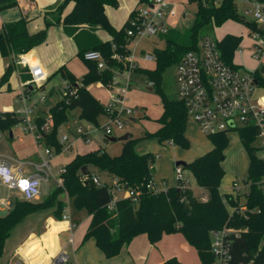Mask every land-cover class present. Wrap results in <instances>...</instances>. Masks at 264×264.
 <instances>
[{"label":"trees","instance_id":"1","mask_svg":"<svg viewBox=\"0 0 264 264\" xmlns=\"http://www.w3.org/2000/svg\"><path fill=\"white\" fill-rule=\"evenodd\" d=\"M149 0H140L144 4ZM264 3V0H256ZM196 3L197 10L193 26L184 34L169 31L164 36L166 47L154 49L156 62L154 70L137 68L134 72L146 76L153 82V89L161 94L163 113L158 119L160 128L155 133H147L143 138H157L161 143H172L185 149L190 147L186 137L188 124L187 111L180 101L171 100L161 92L163 72L172 65L178 64L183 56L196 50L204 37L202 31L208 27H221L228 21L244 24L251 32H264L253 20L241 15L237 0H189ZM72 10L63 14L69 4ZM16 0H0V11L17 6ZM139 4V5H140ZM118 6V0H64L58 6L59 18L57 25H62L65 33L72 37L78 49V57L88 67V73L78 79L63 66L58 74L65 78L68 84L78 89V97L67 104L63 98L50 108L53 118V128L45 135V145L61 151L58 140L59 128L70 120L74 112L81 120L98 124L104 114L102 105L89 91V86L104 82L110 83L115 73L128 69L126 58L130 55L127 30L130 23L121 29H115L106 15V7ZM133 12L131 18L135 16ZM29 21L20 19L0 28V54L10 58L6 74L0 80V88L8 83L10 76L17 70L15 59L29 53L35 47L45 43L47 30L55 23L46 21V28L31 34L28 30ZM101 28L111 35L112 40L102 41L97 35ZM242 37L226 35L220 41L224 59L233 64L235 51L239 48ZM89 51L101 53L107 67L98 68L96 62L86 61L84 55ZM234 65V64H233ZM24 79H30L26 70L21 71ZM264 65L254 72L260 87L264 88ZM43 87V86H42ZM41 87V88H42ZM46 118L39 122L41 127ZM19 123L14 114L0 115V131L10 132ZM259 129L256 127L242 129L240 140L250 159L248 175L244 184L250 186L244 204H239L233 195H226V203L221 195V183L225 177L223 162L225 151L229 146V133L210 136L213 148L208 153L191 163H185L183 170L193 175L197 185L204 190L208 198L197 196L193 189L179 186L168 187L166 191L153 192L147 188L154 181V163L157 159L152 153L139 154L135 150L138 139L123 142L124 148L120 155L110 156L104 149H98L84 155H76L67 164L61 175L63 185L58 186L50 196L43 201H15L13 208L0 216V260L3 257L8 238L13 231L27 218L46 213L58 221L65 220L68 204L66 199H72L77 210H85L91 216V222L84 240L94 239L97 247L107 258L118 256L122 249L129 245L137 236L146 234L154 246L165 235L180 233L198 253L202 264H211L215 258L211 251V233L225 227L242 229L243 233L230 238V255L226 264H264V159L259 156L256 147ZM90 167L106 173L113 179H119L129 189L138 194V201L120 199L113 210L109 209L111 194L108 183L97 186L91 179ZM87 172V174H85ZM229 207L233 211H229ZM163 264H182L177 258H171Z\"/></svg>","mask_w":264,"mask_h":264},{"label":"built area","instance_id":"2","mask_svg":"<svg viewBox=\"0 0 264 264\" xmlns=\"http://www.w3.org/2000/svg\"><path fill=\"white\" fill-rule=\"evenodd\" d=\"M16 1L21 2L22 0ZM135 12L127 30L129 46L137 39L167 35L170 31L168 21L176 17L175 7L170 0H149L139 6ZM250 14L253 21L264 28V3L255 0L252 8L246 12L247 16ZM250 37L254 42V56L260 61L264 53V32H251ZM84 58L86 61L96 62L100 70L107 67L104 57L99 52L89 51L84 55ZM145 58L151 59L150 56ZM135 59L136 57L130 49V55L126 58L127 70L116 72L113 80L108 84L95 83L97 88L108 90L110 94V99L104 105V114L102 115L105 120L93 124L76 117L77 119L75 118L74 121L71 120L63 124L58 132V140L62 147L61 151L57 152L56 148L45 145V135L52 132L54 125L50 113L48 112L44 125L39 127L35 123L37 108L46 103L47 96L43 95L38 102L29 104L31 94L35 91L34 87L36 86V89L40 90L46 82L45 74L39 66L33 65L26 58V54L16 58V66L27 68L31 75V79L21 85L22 96L19 99L21 105L13 112L19 120L17 129L21 130L22 134L31 136L37 146L44 145L45 151L44 153L40 152L41 161L38 163L20 161L13 156L0 154V208L10 211L17 200L38 201L43 185L48 183L52 177L56 178L51 166L54 155L73 150L74 145L80 141L86 145L98 141L99 139H93L95 133L104 132L105 140L124 135L122 132L132 124L136 115V110L129 105L128 97L132 74L139 68ZM120 76L124 78V82H119ZM255 81L254 72L246 71L226 62L220 48V41L209 36H204L200 40L198 48L187 52L177 64L178 101L184 104L188 120H192L208 137L256 127L260 131L256 147L259 156L264 159V105L255 103V93L259 87ZM146 85L152 88L154 84L146 80ZM77 97L78 89L67 83L63 89L62 99L64 98L69 104L71 99ZM72 121L74 126L71 125ZM64 171L65 169L62 168L59 172L58 186L63 185L61 175ZM91 179L99 187L107 184V181L101 180L95 174ZM22 182H27L26 186L22 187ZM108 185L112 196L109 204L110 210L115 208L120 199L128 198L134 202L138 201V194L135 190L129 189L119 179H113ZM179 185L183 188H191L190 180L185 176L181 166L176 167V186ZM240 187V182L234 183L235 194L233 196L235 200L239 196ZM3 188L9 192H18L21 199H13L10 195L4 197ZM147 188L153 192L167 190V187L164 190H159L154 181H150ZM262 189L264 191V181ZM203 199L207 198L203 197ZM242 233V229L235 227H225L222 230L213 231L211 233V251L215 260L211 264H226L230 255V238L238 237ZM69 242L72 243V238L69 239ZM68 262L69 257L65 250H62L52 264H68Z\"/></svg>","mask_w":264,"mask_h":264},{"label":"rangeland","instance_id":"3","mask_svg":"<svg viewBox=\"0 0 264 264\" xmlns=\"http://www.w3.org/2000/svg\"><path fill=\"white\" fill-rule=\"evenodd\" d=\"M130 1L131 0H118L117 7H110L116 13L118 12V10H120L119 14L117 13L118 19L123 18V14H125V8L127 7ZM245 1L246 0L237 1L239 12L243 16H245L244 10L247 8V4L244 3ZM172 2L174 4V7L177 8V13L175 18H171L168 21L170 31L184 34L194 24L197 5L196 3L189 2V0H172ZM17 8L18 7L15 6L9 9L15 10ZM66 10L67 9H65V11ZM33 16V25L37 27V24H43V29L46 28L47 20H52V22L55 23V26H57L56 21L59 18L57 10L48 16L49 19H44V16L41 15V12L37 11L33 13ZM246 17L249 20L253 19L251 14ZM131 19L132 18H130L129 15L128 19L123 22V26L127 24V22L130 23ZM202 34L203 36H209L214 39L216 38L219 41H221L226 35L229 34L235 36H242L243 41H245L242 47L246 50L250 48L249 34H251V30L244 24L235 21H228L221 27L205 28L202 31ZM166 39L167 38L161 39L160 37H145L131 42L130 49L132 50L133 55L136 57V64L140 66L141 69L147 68L149 70H154L156 68V62L154 60L146 62L142 58L147 54L153 55L155 48L164 49L166 47ZM5 59H7V67L4 75L6 74L8 66L11 63L10 58ZM73 62L75 68L78 71L85 70L84 62L80 57H76ZM240 63L243 64L242 62ZM245 64L246 68L250 69L253 68L255 62L252 59L248 58V61H246ZM176 70L177 64L167 68L162 74L161 92L171 100H178ZM16 79V75L13 72L8 81V83H11L12 88H15V81H17ZM146 79V76L141 73L134 72L132 74V83L128 96L130 98L131 105L130 103L129 105L135 110L139 109L140 111L136 112V122H132V124L126 130H124L122 134L130 133L133 139L139 140L135 145V150L139 154H147L151 152L154 156L159 157V160H156L154 163V179L161 180L162 178H165L166 180H168L170 185H174V181L176 180V163H190L195 159H198L201 155L208 152L211 148L210 138L202 134L199 128L192 120H188V130L191 135L188 138L190 142V147L187 149L178 145L162 146L156 138L144 139L143 137L147 133L152 134L158 130L160 125L158 119L161 117L162 112L161 94L157 92V89H153L152 91L148 90V86L144 83ZM118 80L120 83L124 82V78L121 76ZM6 84L7 83L3 84L0 88V115L8 112V110H12L13 108H15L17 100L20 99L22 96L21 90L17 89V91H10L8 89V84ZM65 86V81L59 75H54L52 79L47 83L44 91L38 90L32 93L29 104L38 102V100L43 95L47 96L48 92L51 91L52 88H54L56 91H62ZM102 90V88H97L95 85L91 86L90 88V91L95 97L100 98L101 95L102 98L105 99V95ZM259 91L260 89L257 88L255 94H258ZM49 101L50 103L54 102L53 99H49ZM17 126L18 124L15 127H12V131L10 132L12 138L10 137L9 131H0V154L14 156L20 161H30L37 163L40 162V152L44 153L45 146H37L33 138L31 136L22 134L21 130L17 129ZM13 136L15 137L14 139ZM228 137L229 146L225 151L226 159L223 163V169L226 174L221 183V187L223 188V191H225V193L229 192V190L231 189L233 182L232 180L234 178L237 177V181H242L244 177L246 178V173H248L247 162L245 163L243 157L241 156V142L239 138V132H231L228 134ZM94 138L99 140L93 142L91 144L92 146H84V144H82L83 142L80 141L74 145L73 150L54 155L51 161V166L53 168V172L56 178L52 177L48 183L43 185L42 194L38 202L45 200L48 196H50V194L54 192V190L58 187L57 179L59 178L58 175L60 170H62L63 167L69 164L75 158L76 155L87 154L91 152L92 149L98 148L99 146H101L110 156H118L123 151L124 143L119 141L111 142L108 139L105 140L106 137L104 132L95 133L93 139ZM205 146L210 147L209 149L207 148V151L205 149V151H201L202 147ZM243 153L246 155V159H248V154L246 151H244V148ZM90 172L91 174H99L104 178L106 177V173L100 172L94 167H90ZM201 191L202 190H198V193L196 192V195L200 196L202 194ZM2 193L4 197L10 195L11 197H13V199H21L19 193L16 191L9 192L6 188H3ZM66 202L68 204L67 212L70 213L71 217L76 222H78L80 226H84L88 220V213L85 210H77L74 207L72 199L68 198L66 199ZM229 211L232 210L229 208ZM8 212V210H3V208H0L1 217L5 216ZM44 214L42 213V215ZM39 216L40 214H35L27 218L13 231L10 238H8L6 242V249L2 260L8 259L10 247L15 242H17V240L25 239V236H27L25 234L31 231L34 228V225H40V220H38V222L31 220V218L34 217L36 219ZM181 237L182 235H180L179 233L168 235L167 238L162 240L159 245V248L153 249L146 235L137 236L128 248L132 260L131 264H156L154 262V258H152V256L155 254L161 256L163 252L181 253L183 251V242L181 240ZM192 251V255H195V257L193 260L192 257H190V263L202 264L197 252L195 250Z\"/></svg>","mask_w":264,"mask_h":264},{"label":"crops","instance_id":"4","mask_svg":"<svg viewBox=\"0 0 264 264\" xmlns=\"http://www.w3.org/2000/svg\"><path fill=\"white\" fill-rule=\"evenodd\" d=\"M170 1L172 2V0H170ZM254 1L255 0H246L244 2L247 4V8L244 10L245 11V13H244L245 17L247 16L246 12L252 8V4ZM63 2H64V0H22L21 2H18V4H17L18 8L17 9H15V10L9 9L6 11H4V10L0 11V28L5 24H11V23H14L20 19L26 18L29 21V23H28L29 32L31 34L39 32L40 30H43V24L42 25L37 24V27L33 25L34 24V21L32 20L34 17L33 13L35 11L41 12V15L44 16V19H49L48 16L50 14L54 13L57 10L58 6L61 5ZM139 4H140V0H131L128 3L127 7L125 8V11H124L125 14H123L124 16L121 19L120 18L118 19V17H117V13L119 14L120 10H118V12L116 13L112 10V8H110L111 6H107L105 12H106L107 18H108L109 22L111 23V25L117 30L123 29L127 25V24H125L123 26V22L128 19L129 15L131 18L132 13L135 12L139 6H141V4L140 5ZM72 8H73V4L71 3L67 6V8H66L67 10L64 12L63 17H64V15L69 13L72 10ZM176 9L177 8L175 7V11H176ZM176 13H177V11H176ZM251 20H253V19H251ZM48 21L52 22V20H48ZM127 23H129V22H127ZM97 35L99 36V38L102 41L112 40L111 35L101 28H99L97 30ZM239 37H242V36H239ZM160 38L162 39V38H164V36H161ZM249 38H250L249 39L250 40V44H249L250 48L246 50L242 47L244 42H245V41H243V37H242V42H241L239 48L235 51L233 64L237 67H241L242 69H244L246 71L255 72L257 69H259L261 67V65H264V53L261 56V60L260 61L257 60L254 56V51H255L254 50V42L251 39L250 34H249ZM129 48H130V46H129ZM144 54H145V52H144ZM147 56H150L151 59L147 60L145 58ZM76 57H78V49H77V46L75 44V41L73 40L72 37L68 36L65 33L62 25H57V26L53 25V26L49 27L47 30V39H46L45 43H43L40 46L35 47L33 50H31L29 53L26 54V58L33 65L39 66L43 70V73L45 74L44 79H46L45 80L46 82L43 84V87L40 89V91H44L47 83L52 79V77L54 75H59L58 71L63 66H66V68L78 79V81L82 80V78L88 73L89 70H88V67L86 66V64L84 63L85 70L84 71H78L75 68L74 62H73ZM248 58L252 59L255 62L253 68H250V69L246 68L245 62L248 61ZM142 59L146 62H150L152 60L155 61L154 56L151 54H147V55L143 56ZM239 61L242 62L243 64H241ZM6 67H7V59L3 58L2 55L0 54V79L2 78V76L5 73ZM139 68H140V66H139ZM142 69H147V68H142ZM22 70H26V72L28 73V75L31 79V75H30L27 68H23L20 66L17 67V70L14 72L16 75V78H17L16 79L17 81H15V88H12L10 82L7 83L8 89L10 91H17V89L22 91L21 85L30 80V79L26 80L23 78V73L21 72ZM147 70H149V69H147ZM59 76L65 81L66 84L68 83L65 78H63L61 75H59ZM263 76H264V74H263ZM144 83L146 84V80ZM93 85H95V84H93ZM93 85H91V86H93ZM91 86H89V88H88L89 91H90ZM150 88L151 87L148 86V90H150ZM258 88L260 89V91L258 94L255 95V103L257 105H264V103L261 102L262 100H264V88H262L260 86ZM151 89L153 90V88H151ZM34 90L38 91V89H36V86L34 87ZM102 91L104 92L105 99H103L101 95H100V98L95 97V96L94 97L97 98L102 105H105L106 103H108V101L110 99V94H109L108 90L106 91L105 89H103ZM62 92H63V90L62 91H56L54 88H52L51 91L48 92L46 103L38 106L37 111L35 113V123L37 125L39 124L40 121H42V119H45L48 116V112L50 111V108L62 99ZM91 94H92V92H91ZM31 96H32V94H31ZM128 96H129V94H128ZM48 97H49V99H53L54 102L50 103ZM129 103L131 105L130 98H129ZM20 105L21 104L19 103V99H18L16 102V107L13 108L12 110H8V112H6V113H10V114L12 113L13 114V112L16 109H18L20 107ZM136 110H137L136 112L140 111L139 109H136ZM162 113H163V108H162L161 115H162ZM3 114H5V113H3ZM76 117H79V116L77 115V113L74 112V115L73 114L71 115V118L69 121H71V120L74 121V119ZM104 120H105L104 116H101L99 118L100 123L103 122ZM73 121L71 124L72 126H74ZM133 122H136L135 117L133 118ZM188 124H189V121H188ZM188 124H187V129H186V137L187 138H189V136L191 135L189 130H188ZM160 126L161 125H159V128H160ZM10 137L12 138L11 134H10ZM14 138L15 137L13 136V139ZM239 138H240V136H239ZM158 142H159V140H158ZM240 142H241V140H240ZM159 143L162 146H168V145L173 146V145H175L172 143H161V142H159ZM210 143H211V145H210L211 148L209 151H211L213 148L211 140H210ZM82 144H84V143H82ZM90 145L84 144V146H90ZM256 145H257V143H256ZM210 146L202 147L201 151L204 149L207 151V148L209 149ZM243 148H244V146L241 142V145H240L241 156L243 157L245 163L247 162L248 170H249V165H250L249 155L247 157L248 159H246V155L243 153ZM98 149H103V148L101 146H99L98 148L92 149L91 152L98 150ZM244 151H246L245 148H244ZM208 152H206V153H208ZM149 153H151V152H149ZM203 155H201V156H203ZM158 158L159 157L157 156L156 160H159ZM184 173H185V176L190 180L191 188L193 189L195 194H196V192L198 193V190H202L201 196L208 198V196L204 192V190L201 189L197 185V183H196L193 175L191 174V172L186 170ZM246 174L248 175V173H246ZM95 175L100 176L101 180L107 181V183H111L113 180V178L111 176H108L107 174H106L105 178L99 174H95ZM234 179L232 180L233 181L232 187L229 190V192L225 193V191H223V188L222 187L220 188L221 195H222V197L226 203V195H228V194L234 195L235 194V192L233 190L234 183L240 182L241 187H240V192L238 194L239 196L237 197V201L242 205L246 201V194L250 191V186L244 184L245 177L242 181H237L238 180L237 177ZM154 183H155V186L159 190H164L166 187L168 188L171 186H176V180L174 181V185H170L168 180H166L165 178H162L161 180L154 179ZM31 220H34L36 222H38V220H40V225H34V228L31 231H29L27 234H25V235H27V236H25L26 237L25 239L17 240V242H15L10 247V253H9L8 259L2 260V258H3L2 257L0 260V264H19V263H22V264H52L54 259L56 258V256L62 250H65L66 254L69 257L68 264H131V262H132L129 251H128V248L130 247V244L132 242L129 245L125 246L118 256L110 259V258H107L105 256V254L97 247L96 241L94 239L84 240L85 234H86L88 227L90 225V222H91V216L89 214H88V220L84 226H80L79 223L76 222L71 217L70 213H68L67 211H66L65 220H63V221H58L53 216L46 215V214L40 215L36 219L33 217V218H31ZM142 235H146V234H142ZM180 235H182V234H180ZM167 236L168 235H165L163 237V239L167 238ZM70 238H72V243L69 242ZM147 238H148V236H147ZM181 238H182L181 240L183 242L182 243L183 251L181 253L163 252L161 256H159L158 254H155L152 256V258H154V262L156 264H163L165 261H167L171 258H177L182 264H191L190 263V257H192V260L194 259L195 255H192L193 254L192 250H195V249L189 245V243L186 241V239L184 238L183 235ZM162 240L154 246L150 243L151 247L153 249L159 248V245L162 242ZM5 249H6V246H5Z\"/></svg>","mask_w":264,"mask_h":264},{"label":"water","instance_id":"5","mask_svg":"<svg viewBox=\"0 0 264 264\" xmlns=\"http://www.w3.org/2000/svg\"><path fill=\"white\" fill-rule=\"evenodd\" d=\"M255 82H256V84H258L257 80ZM150 91H152L151 88H150ZM131 139H132V135L130 133H125L121 137L110 139V141L111 142H117V141H119V142H127V141H129ZM184 164H185L184 162H178V163H176V167L183 166ZM85 174H87V172Z\"/></svg>","mask_w":264,"mask_h":264},{"label":"snow or ice","instance_id":"6","mask_svg":"<svg viewBox=\"0 0 264 264\" xmlns=\"http://www.w3.org/2000/svg\"><path fill=\"white\" fill-rule=\"evenodd\" d=\"M26 183H27V182H22L21 186H22V187L26 186Z\"/></svg>","mask_w":264,"mask_h":264},{"label":"clouds","instance_id":"7","mask_svg":"<svg viewBox=\"0 0 264 264\" xmlns=\"http://www.w3.org/2000/svg\"><path fill=\"white\" fill-rule=\"evenodd\" d=\"M261 102L264 103V100H262Z\"/></svg>","mask_w":264,"mask_h":264}]
</instances>
